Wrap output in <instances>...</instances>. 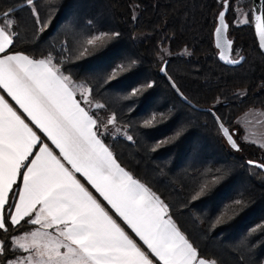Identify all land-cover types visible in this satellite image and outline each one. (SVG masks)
Instances as JSON below:
<instances>
[{
	"label": "trees",
	"instance_id": "1",
	"mask_svg": "<svg viewBox=\"0 0 264 264\" xmlns=\"http://www.w3.org/2000/svg\"><path fill=\"white\" fill-rule=\"evenodd\" d=\"M221 1L33 0L29 6L26 0H0V13L11 9L8 18L15 21L9 53L37 59L51 54L65 75L92 89L93 104L104 105L83 104L90 114L101 124V116L115 115V125L124 133L100 128V139L125 170L169 205L170 216L202 257L216 264H264V228L257 229L264 225V172L246 162L264 164V150L241 140L236 123L250 108L264 113V56L251 22L231 23L235 0H230L228 34L234 38L232 52L242 59L235 65L217 60L212 30ZM100 32L119 35L81 57L79 42ZM164 61L166 73L189 101L211 107L226 127L235 129L239 150L226 144L207 111L178 98L159 73ZM119 64L127 70L108 81ZM134 88L141 91L131 96ZM153 114L156 122L145 127ZM20 178L9 194L10 204ZM215 178L218 182L211 183ZM205 183L208 189L197 197ZM238 199L242 205L217 224L224 206ZM31 229L22 223L0 231V240L8 245L0 264L24 253L11 250V239Z\"/></svg>",
	"mask_w": 264,
	"mask_h": 264
},
{
	"label": "snow or ice",
	"instance_id": "2",
	"mask_svg": "<svg viewBox=\"0 0 264 264\" xmlns=\"http://www.w3.org/2000/svg\"><path fill=\"white\" fill-rule=\"evenodd\" d=\"M26 3L31 6L33 0ZM224 8H229L228 0H224ZM32 11L36 15L35 8ZM10 12L0 13L4 17L0 22V89L15 103L14 107L0 95V231L7 233L9 226L19 228L22 223L32 229L11 239V250L27 255L8 259L6 264H216L199 254L170 216L169 205L125 170L102 142L99 129L115 126L116 117L111 115L103 125L82 106L104 107L92 103V89L65 75L51 54L39 59L21 52L9 54L15 24L8 18ZM255 20L260 47L264 49V18L256 16ZM218 21L217 47L230 49L232 42L223 38L228 27L225 11L219 13ZM118 35L100 32L86 36L79 42V55L102 47ZM126 70L127 66L117 65L107 80ZM140 91L134 88L130 95ZM156 120L153 114L144 126L150 127ZM217 122L226 142L239 150L234 133L218 118ZM45 138L50 143H45ZM259 146L264 147V143ZM21 176L18 199L10 204L9 194ZM216 182L218 178L211 181ZM208 186L202 185L197 197ZM242 203L238 199L225 205L216 223L231 218L234 206ZM6 208L12 210L6 212ZM7 251V243L0 240V256Z\"/></svg>",
	"mask_w": 264,
	"mask_h": 264
},
{
	"label": "water",
	"instance_id": "3",
	"mask_svg": "<svg viewBox=\"0 0 264 264\" xmlns=\"http://www.w3.org/2000/svg\"><path fill=\"white\" fill-rule=\"evenodd\" d=\"M229 3H230V0H228V4ZM262 3H263V0H250V19H251V27H252V31H253V34H254V38H255L256 44H257V48L260 51V53L264 56V49H262L260 47L259 37H258V34H257V28H256L257 21L255 20V17L256 16H261L262 17ZM221 11H225V15H226V13L228 11V9L225 10V8H224V0L221 1V7L216 12V15H215V23H214L213 30H212V44H213V47L215 49V56H216V58H217V60L219 62H221V63H223L225 65H235L237 63H233V62H229V61H239L240 62V60L242 59V56H238L236 58H233L231 56V53H232V44L234 42V38L231 37V36H229V34H228V27H227V30L223 33V38L224 39H227V40H230L232 42L231 48L230 49H221V48H218L217 47L216 28L219 25L218 17H219V13ZM224 22L228 25L226 18H225V21ZM222 52H223V55H224V58L223 59L221 58V53ZM159 73L162 76H164L165 80L167 81V83L170 85L171 89L174 91V93L178 96V98L180 100H182L184 103L188 104L192 108H195L197 110L207 111L213 117V119L215 120V122H216V124H217V126L219 128V125H218V122H217V118L219 119V117L216 115V113L214 112V110L211 107L197 106L194 103H192L191 101H189L179 91V89L176 87V85L171 80V78L169 77V75L166 73V70H165V61L161 64V66L159 68ZM173 85H175V87H173ZM219 122H221L220 119H219ZM229 130L235 134V129H229ZM223 139L226 142V140H225L224 137H223ZM234 140L236 141L235 136H234ZM236 143H237V141H236ZM226 144L231 149H233L227 142H226ZM237 145H238V143H237ZM233 150H236V149H233ZM246 162L248 164H250V165L256 166L258 169H260L261 171L264 172V167H260V166H264V164L261 161L254 160V159H247Z\"/></svg>",
	"mask_w": 264,
	"mask_h": 264
},
{
	"label": "rangeland",
	"instance_id": "4",
	"mask_svg": "<svg viewBox=\"0 0 264 264\" xmlns=\"http://www.w3.org/2000/svg\"><path fill=\"white\" fill-rule=\"evenodd\" d=\"M231 23L233 24H243L251 22L250 19V0H235L232 9H231ZM246 21V22H243ZM231 56L233 58L238 57L237 51L232 52ZM86 107L89 105L84 104ZM84 106V107H85ZM90 107V106H89ZM264 114L263 111L259 108H250L243 113H241L238 118L236 119V123L239 125L240 128V139L243 141L249 142V140H255L258 143H254L255 145H258L260 143H264ZM109 115L101 116V120L104 123L103 125L107 124V119L109 118ZM119 129V131H117ZM102 131H109L112 135H119L123 134L124 131L119 126H107L101 127ZM247 136V139L245 137ZM262 150H264V147L259 146ZM23 234V233H21ZM20 234V235H21ZM22 254H16L10 259H14L17 256H23Z\"/></svg>",
	"mask_w": 264,
	"mask_h": 264
},
{
	"label": "crops",
	"instance_id": "5",
	"mask_svg": "<svg viewBox=\"0 0 264 264\" xmlns=\"http://www.w3.org/2000/svg\"><path fill=\"white\" fill-rule=\"evenodd\" d=\"M13 53H16V52H13ZM9 54H11V53H9ZM0 95L5 96V98L9 101V103L12 104V105L15 107V103H14V101H11V98L8 97L7 94H6L5 92H3L2 89H0ZM78 98H79V97H78ZM82 106H83V105H82ZM26 122H28V123L30 124L29 121L26 120ZM30 126H32V125L30 124ZM33 127H34V126H33ZM34 130H35V128H34ZM37 131H38V130H37ZM38 134H40V133H38ZM40 135L42 136V134H40ZM44 142H45V143H50V142H48V141L46 140V138L44 139ZM77 178L80 179L81 182L84 183L85 186L88 187L89 190H90L95 196H97L98 199H100V200L102 201V198L99 197V194H98V193H95V190L92 189L91 186L88 185L87 182L84 181L82 177H79V175H78ZM21 186H22V176H21V178H20V182H19V186H18L17 192L19 191V187H21ZM16 199H18L17 195H15V199H14L13 204L15 203ZM105 203H106V202H105ZM11 210H12V209H11ZM110 214L114 215V213H111V212H110ZM114 218H116V217L114 216ZM116 219L118 220L119 223H121L122 227H124L125 230H126V231H127L132 237H133V239L136 240V242H137L138 244H141V245H142V242H140V241L138 240V238H136L135 235H134L133 233H131V230H130V229H127V226H126V225H123V222H122V221H119L118 218H116ZM21 235H22V234H21ZM25 255H27V253H24V254H23V256H25Z\"/></svg>",
	"mask_w": 264,
	"mask_h": 264
}]
</instances>
